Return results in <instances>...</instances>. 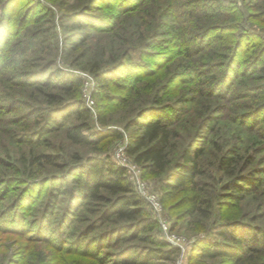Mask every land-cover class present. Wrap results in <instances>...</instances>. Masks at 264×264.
I'll use <instances>...</instances> for the list:
<instances>
[{"label":"rangeland","instance_id":"374dc122","mask_svg":"<svg viewBox=\"0 0 264 264\" xmlns=\"http://www.w3.org/2000/svg\"><path fill=\"white\" fill-rule=\"evenodd\" d=\"M247 1L222 0L231 10L219 19L228 32L219 44L194 52L187 58L181 40L192 37L194 22L188 23L193 32L191 28L180 31V24L172 18L171 7L173 3H188L183 0H0V18L5 16V27L0 30V264H99L105 253L125 246L100 248V244L92 243L95 235L108 229L109 225L104 228L97 224L99 228L88 234V251L71 246L67 235L77 236L84 225L96 220L99 209L98 202L77 200V192L70 182L73 179L69 175L70 164L78 158L83 162L93 155L115 163L119 147L133 159L127 149L129 132L121 126L124 114L115 105L94 99L95 81L88 72L97 65L104 69L126 62L128 52L124 53L123 49L129 38H133L136 45L135 52L129 55L130 75L122 74L128 71L124 69L120 77L128 75L130 83H135L141 90L147 87L142 85L154 78H160L162 85L168 87V94H161L162 104L170 109L165 119L176 133L178 148L191 144L193 150L201 151L198 162L203 170L202 188L208 197L201 195L212 196L216 223L239 221L264 233V111H261L264 94L246 95L254 83H260V80H254L260 79V75L245 71L250 61L245 47L240 49L235 64L224 77L220 76L223 68L213 72L210 68L211 63L224 62L223 57L229 53L226 48L233 46L238 35L247 29L237 14L241 11L256 15L264 12V0H258V3L251 0L255 3L253 10L243 8ZM212 21L216 22V19ZM239 23L240 29L234 28ZM53 24L57 37H42V31ZM112 25L114 30H107ZM252 25L254 30L262 33V24L253 22ZM63 26L73 28L70 43L74 50L67 57L64 46L68 41L61 33ZM33 34L39 35V41L25 56H20V50L27 46L29 38L32 40ZM151 43L154 47L147 49ZM8 50L11 52H6ZM150 53L153 55H148ZM8 57L10 60L5 61ZM49 61L54 65L40 80L37 74ZM56 69L70 71L82 80V105L92 116L87 136L93 141L94 131L112 128L120 131L122 137L97 139L89 146L73 145L64 136L65 128L76 123L73 117L55 131L37 134L45 118L38 114L30 118L24 116L31 112L28 109L31 106L52 105L45 95L55 90L50 86L40 88L37 81L51 80ZM180 71H185L187 76L176 80L175 72ZM243 71L247 73L244 75ZM196 72L208 77L220 76L213 96L204 85L198 86L197 82L189 80ZM8 73L12 75L8 77ZM53 81L51 85L55 83ZM128 83L127 87L131 85ZM124 91L103 88V93L125 95ZM100 105L108 108L106 127L98 120ZM33 121L39 122L40 127ZM25 135L30 138L24 139ZM224 156L234 164L219 170V159ZM34 159L38 161L34 162ZM146 172L145 180L150 190L158 192L162 198L157 178ZM56 174L66 177L61 188V184L45 182L48 176ZM242 180L248 182L244 183L247 188L242 190L239 198L235 196V200L227 202L229 196L222 194L220 188ZM183 197L186 198L182 202ZM187 197V190L168 197L163 202L162 219L170 224L173 234L189 243L191 250V244L200 234L192 230L194 218L187 214ZM77 201H82L80 208ZM141 201L147 215L158 223L155 237L167 243L148 202L144 197ZM220 204L222 209L218 208ZM115 227H119V223ZM120 234L128 235L126 232ZM130 244L141 246L139 240ZM167 244L177 249L176 264L180 251ZM197 264L220 262L219 259H200Z\"/></svg>","mask_w":264,"mask_h":264},{"label":"trees","instance_id":"16d2710c","mask_svg":"<svg viewBox=\"0 0 264 264\" xmlns=\"http://www.w3.org/2000/svg\"><path fill=\"white\" fill-rule=\"evenodd\" d=\"M183 1L188 3L171 4L172 18L180 24V31L191 28L193 32L195 29L192 37L181 40L185 50L184 56L190 58L194 52H202L213 45L219 44L221 38L228 32L227 26H223L219 19L231 10L223 5L222 0ZM254 1L258 3V0ZM254 4L249 0L244 3L243 8L253 10ZM237 15L238 18H241V23L246 24L247 29H244L238 35L239 38L233 46L230 45L226 48L229 53L223 57V59L225 58L224 62L210 64L211 72L223 68L224 72L220 76L224 77L235 64L240 49L245 47L249 51L247 57L249 56L250 61L246 65L247 68H243L247 72L252 71L254 74L258 72L260 75V79L259 77L254 79L260 80L258 81L260 83H254L246 95L258 96L264 94V12L256 15L255 13H242L241 11ZM214 19H216V22L212 21ZM4 20L5 16L3 15L0 18V30L5 27ZM190 20L194 22V29L188 25ZM253 22L263 25L262 33L253 29ZM237 26L234 28L240 29V23ZM54 28L55 25L53 24V27L51 26L42 31V37H49L50 39L57 37L56 33L54 35ZM114 28V26H108L107 30H114ZM72 29L63 26L61 31L65 41H68L64 46L66 57L74 50V45L70 43ZM29 40L27 46L19 52L22 57L35 47L34 44L39 41V35L33 34L32 40L30 38ZM134 42L133 38H129L126 42L127 45L124 46L123 52H128L126 62L123 61L104 69L97 65V67L88 71L95 81L92 96L94 99L99 98L115 105L119 108L118 111L120 110L124 114L121 126L124 131L129 132L128 152L143 170L144 179V172L146 171V173L157 178L159 190L162 193V198L160 197L162 204L168 197L177 195L179 191L187 190V204H189L187 214L188 216L192 215V218H194L192 230L200 234L191 244L192 247L187 257L188 264H197L200 259H219L220 264H264V233L262 231L239 221L228 222L226 220L221 224L216 223V216L212 212L214 208L212 196L205 198L201 195L207 196L206 191L202 188V166L198 162L201 151L198 149L193 150L191 144H186L183 149L178 148L175 139L176 133L165 119L170 109L162 104L161 94L164 92V95H167L168 87L162 85L160 78H154L149 82L150 84L145 83L142 85L147 87L141 90V87L136 86L135 83H130L128 75L120 77L122 70H128L122 73L124 75L130 70L131 57L129 55L135 52L136 45ZM152 47H154L153 43L147 49ZM6 52L10 53L11 51ZM49 55L51 56V53ZM148 55L152 56L153 53ZM7 60H10V57L5 59V61ZM52 65L54 63L49 61L37 74V77L40 80L43 79ZM247 72L243 71V74L245 75ZM175 74L177 75L176 80L184 79L187 76L185 71L175 72ZM11 75V73H8V77ZM220 76L208 77L204 73L196 72L192 73L189 80L193 83L197 82L198 86L200 84L204 85L206 91L213 96ZM53 79L55 83L51 85ZM117 79L120 80L117 81ZM40 80L37 81L41 85L38 87L50 86L55 92L45 95L51 99L48 100L52 104L51 106H31L28 108L31 109V112L24 116V118H30L38 114L40 118H45L43 126L39 128L41 131H37V134L55 131L62 125L61 123L73 117L76 123L64 130L66 140L73 145L89 146L97 139L122 137L120 131L112 128H102L99 131H94L92 133L93 141L87 136L86 132L91 129L92 116L90 110L82 105L80 97L82 80L79 76L70 71L56 69L51 80L47 78L41 82ZM127 83L131 85L127 87ZM103 88L114 89V92L125 89L124 92L127 95H121V93L118 95L111 92L103 93ZM105 106L107 105H100L98 120L106 127L105 116L108 108ZM262 109H264V104H261V111L263 112ZM34 125L39 126V122H35ZM23 138L29 139L30 136L25 135ZM37 161V159H34V162ZM232 164L234 163L228 160L227 156H224L219 159L218 167L219 170H222L232 166ZM70 165L69 175L73 176L70 182L73 183V187L77 192V200L86 201L90 199L98 202L97 206L99 207L96 220L89 221L86 224L89 225L88 227L84 225L85 227L77 236L72 233L67 235L68 239H71V246L77 250L83 248L84 251H88V240L86 239L88 234L99 228L97 224L104 228L109 225L108 229H103L95 235L92 243L100 244V248L117 244L125 246L111 251V253H105L99 264L175 263L177 249L155 237L154 231L158 223L147 215L141 205L142 197L129 183L122 167L109 161L108 158L99 157L98 155L88 156L83 162L78 158ZM47 179H45L47 184L52 182L56 185L61 184L60 188L66 182V177L58 174L50 175ZM244 183L248 184L246 180H242L241 183L232 181L226 185L227 187L220 188L222 194H228L227 202H232L235 196L236 198L240 197L238 195L247 188ZM227 191L231 193H224ZM216 194L219 195V192ZM185 198L183 197L182 202ZM220 198L223 199V197ZM78 204H80V208L82 201ZM222 206L220 204L218 208L222 209ZM213 215L215 218H213ZM118 223L119 227L116 228L115 225ZM238 229H245L249 232L238 233L240 232ZM122 232H126L128 235L124 237L120 234ZM260 233L262 234L261 237H259ZM135 240L141 242L140 247L130 244Z\"/></svg>","mask_w":264,"mask_h":264},{"label":"built area","instance_id":"2783aa9c","mask_svg":"<svg viewBox=\"0 0 264 264\" xmlns=\"http://www.w3.org/2000/svg\"><path fill=\"white\" fill-rule=\"evenodd\" d=\"M86 77L88 80H91L88 76ZM115 163L124 169L125 176L134 190L148 202L151 211L158 219L159 230L163 234L165 241L179 249L180 256L176 264H188L187 257L190 245L189 243H184V240L173 234L170 229V224L162 219L164 208L161 198L158 192L150 190L148 182L143 177L141 167L126 154L123 147H119L116 151Z\"/></svg>","mask_w":264,"mask_h":264}]
</instances>
